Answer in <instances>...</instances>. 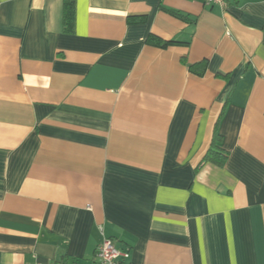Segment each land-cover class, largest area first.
Returning a JSON list of instances; mask_svg holds the SVG:
<instances>
[{"label":"crops","instance_id":"1","mask_svg":"<svg viewBox=\"0 0 264 264\" xmlns=\"http://www.w3.org/2000/svg\"><path fill=\"white\" fill-rule=\"evenodd\" d=\"M74 1L0 0V264H264V0Z\"/></svg>","mask_w":264,"mask_h":264},{"label":"trees","instance_id":"2","mask_svg":"<svg viewBox=\"0 0 264 264\" xmlns=\"http://www.w3.org/2000/svg\"><path fill=\"white\" fill-rule=\"evenodd\" d=\"M74 0H65L64 6H65V23L67 27H71L73 23V13H74ZM149 42L153 44H158L163 47H167L171 43H174V41H164L156 39L155 37H151ZM200 64L196 65H190V68L193 71H197L196 68H199ZM198 73L203 74L206 71V64L203 63L202 68L200 69ZM221 142V136L216 130L215 135L213 137V141L211 144V148L205 155L204 161L205 162H212L218 166H224L227 159H228V152H226L223 148H221L220 145Z\"/></svg>","mask_w":264,"mask_h":264},{"label":"built area","instance_id":"3","mask_svg":"<svg viewBox=\"0 0 264 264\" xmlns=\"http://www.w3.org/2000/svg\"><path fill=\"white\" fill-rule=\"evenodd\" d=\"M206 5L225 6L226 0H203ZM130 257L129 249H120L114 238H104L102 244L98 247L92 264H126ZM37 264H65L55 263H37Z\"/></svg>","mask_w":264,"mask_h":264}]
</instances>
